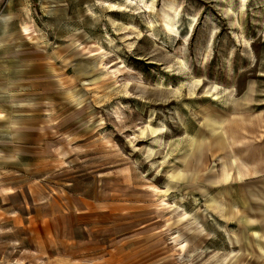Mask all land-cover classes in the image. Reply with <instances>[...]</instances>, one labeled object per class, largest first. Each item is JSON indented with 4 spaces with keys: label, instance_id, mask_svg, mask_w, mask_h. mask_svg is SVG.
<instances>
[{
    "label": "rangeland",
    "instance_id": "374dc122",
    "mask_svg": "<svg viewBox=\"0 0 264 264\" xmlns=\"http://www.w3.org/2000/svg\"><path fill=\"white\" fill-rule=\"evenodd\" d=\"M262 170L264 0H0V264H264Z\"/></svg>",
    "mask_w": 264,
    "mask_h": 264
},
{
    "label": "bare ground",
    "instance_id": "6f19581e",
    "mask_svg": "<svg viewBox=\"0 0 264 264\" xmlns=\"http://www.w3.org/2000/svg\"><path fill=\"white\" fill-rule=\"evenodd\" d=\"M173 179H178V173L174 176ZM227 179H228V175H227V173H226V175L224 176V181H227ZM168 189H169V188L166 187V189L163 190V192H166V193H167V190H168Z\"/></svg>",
    "mask_w": 264,
    "mask_h": 264
},
{
    "label": "crops",
    "instance_id": "0c3cea01",
    "mask_svg": "<svg viewBox=\"0 0 264 264\" xmlns=\"http://www.w3.org/2000/svg\"><path fill=\"white\" fill-rule=\"evenodd\" d=\"M3 132H8V133H11L9 130H7V129H5ZM262 173H264V170H262ZM257 258H259V259H264V255H261L260 254V256H258Z\"/></svg>",
    "mask_w": 264,
    "mask_h": 264
}]
</instances>
